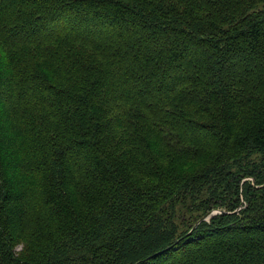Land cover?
<instances>
[{
	"label": "trees",
	"instance_id": "16d2710c",
	"mask_svg": "<svg viewBox=\"0 0 264 264\" xmlns=\"http://www.w3.org/2000/svg\"><path fill=\"white\" fill-rule=\"evenodd\" d=\"M257 163L264 0H0V264L122 258L177 203L206 208L127 264H264Z\"/></svg>",
	"mask_w": 264,
	"mask_h": 264
},
{
	"label": "rangeland",
	"instance_id": "374dc122",
	"mask_svg": "<svg viewBox=\"0 0 264 264\" xmlns=\"http://www.w3.org/2000/svg\"><path fill=\"white\" fill-rule=\"evenodd\" d=\"M260 157L263 158V155H261L260 153H258L256 155V160L260 161ZM257 166H259V168L263 171L264 167L260 166L259 163H257ZM246 181L243 186H241L239 193L238 191L236 192V195L233 193L231 194V191L227 193V197L226 195H224L223 193H219L216 195H213L211 192L208 191V189H204L201 193H199L198 197L203 196L205 198H209L210 200V204H212L211 207H216V206H221V208H223L224 210H230L231 208L229 206L238 203L239 200L241 199L243 201V194L245 195V198L247 197L246 195V191L245 189L248 188L247 186H256L259 187V181L256 175H251L248 176L246 178ZM243 190V192H242ZM242 192V193H241ZM238 197L239 198L238 200ZM201 199V198H200ZM199 200H197L198 202ZM189 203V201H188ZM247 203V201H246ZM246 203L244 202L243 205H246ZM200 205H202V202L200 203ZM175 209H176V213H175V217L174 219L171 218L169 219L167 216V213H163L161 215L158 216V218L156 219V221L154 223H152V225H150L148 227V229H146V231L144 233L138 234V235H130L128 234V236L126 238H128L127 241V245L130 246L131 248H128L129 252L126 253V251H123V256L122 258H114L117 257V255L114 254H109V253H105L101 258H100V262H96V264H127L129 261H132V259H136L138 257H142L144 255H147L148 253H150V251L155 247H159L160 245L164 244L166 240H168L171 237H174L176 234H181L183 232H185L186 230H188L190 224L192 223V221L196 218L197 215H200L203 213L204 208L206 207H197V208H193V209H183L184 211H187L184 215H186L185 219L187 222H183L180 217L182 215V204L177 203L175 205ZM202 211V212H201ZM218 214L219 212H214L212 213L214 214ZM231 213V212H229ZM216 217V216H215ZM213 216L209 217L206 221V223H211L213 220ZM176 237V236H175ZM106 242V246L108 247V243ZM106 247V248H107ZM154 248V249H155ZM20 248L16 247V249H14V251H19ZM125 250V248H124ZM102 251H106L105 249H103ZM85 252L84 253H72L70 254L71 258H78V257H82V259L84 258ZM85 258H89L88 256ZM117 260H122L120 263H116ZM84 264H90L89 262H87L86 260H84L83 262ZM95 264V263H93Z\"/></svg>",
	"mask_w": 264,
	"mask_h": 264
},
{
	"label": "water",
	"instance_id": "95a60500",
	"mask_svg": "<svg viewBox=\"0 0 264 264\" xmlns=\"http://www.w3.org/2000/svg\"><path fill=\"white\" fill-rule=\"evenodd\" d=\"M212 215H213V214L210 213V214H208L207 216H205L204 218H202V219L199 221L198 225H199L200 223L206 221V220H207L209 217H211ZM198 225H196L194 229H196ZM159 254H160V253H157L156 255L158 256ZM149 259H150V258L146 259L145 261H148Z\"/></svg>",
	"mask_w": 264,
	"mask_h": 264
}]
</instances>
